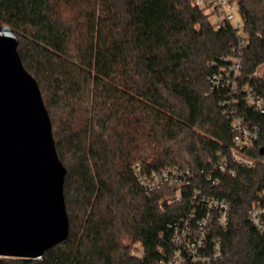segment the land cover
Listing matches in <instances>:
<instances>
[{"label": "trees", "instance_id": "1", "mask_svg": "<svg viewBox=\"0 0 264 264\" xmlns=\"http://www.w3.org/2000/svg\"><path fill=\"white\" fill-rule=\"evenodd\" d=\"M237 4L246 35L240 53L236 31L210 23L193 0H0V27L17 39L66 170L68 219L66 241L41 259L0 257V264H154L168 256L191 201L182 191L181 202L168 204L176 188L167 185L145 191L134 167L200 176L230 145L223 110L259 129L253 155L264 159V111L246 105L240 90L210 88V77L238 56V87L264 101V78L255 75L264 64V0ZM221 180L213 194L231 214L215 264H264V234L247 217L264 164Z\"/></svg>", "mask_w": 264, "mask_h": 264}, {"label": "water", "instance_id": "2", "mask_svg": "<svg viewBox=\"0 0 264 264\" xmlns=\"http://www.w3.org/2000/svg\"><path fill=\"white\" fill-rule=\"evenodd\" d=\"M16 48L12 30L0 27V257L39 260L67 239L66 170Z\"/></svg>", "mask_w": 264, "mask_h": 264}, {"label": "built area", "instance_id": "3", "mask_svg": "<svg viewBox=\"0 0 264 264\" xmlns=\"http://www.w3.org/2000/svg\"><path fill=\"white\" fill-rule=\"evenodd\" d=\"M194 5L206 7L215 13L219 19L214 25L228 24L236 31L242 42L237 46L240 53L246 35L242 32L237 0H194ZM231 64L228 69H222L220 73L210 77V88H228L231 92L240 90L243 93L242 101L246 105L255 112H263V99L247 86L237 85L240 74L239 57L234 56ZM223 105L224 102L221 103ZM222 114L229 120L232 133L230 145L199 172L200 176L190 168H166L144 174L139 166L134 167L138 184L145 191L150 192L167 185L176 188L166 199L168 204L181 202L184 199L182 191L186 192V197L191 201V208L182 226L177 227L172 234L173 251L154 264H215L223 259V242L220 237L228 229L231 210L228 201L213 194V190L221 185V177L234 178L236 168L252 170L258 162L264 164V159L258 160L253 155L261 140L259 129L244 124L243 118L230 108L223 110ZM208 185L210 190L207 189ZM247 217L251 227L259 234H264V183L257 192Z\"/></svg>", "mask_w": 264, "mask_h": 264}, {"label": "rangeland", "instance_id": "4", "mask_svg": "<svg viewBox=\"0 0 264 264\" xmlns=\"http://www.w3.org/2000/svg\"><path fill=\"white\" fill-rule=\"evenodd\" d=\"M193 3H194V0H193ZM201 9L203 10V13L208 16L207 18L210 23L214 24L219 19L218 16L215 13H213L211 10H209L208 8L201 7ZM255 75L258 78H264V64H262L256 69Z\"/></svg>", "mask_w": 264, "mask_h": 264}]
</instances>
